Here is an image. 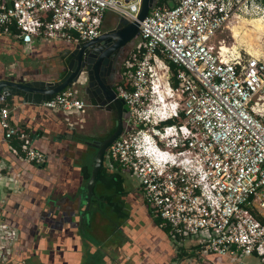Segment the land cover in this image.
<instances>
[{
  "label": "built area",
  "instance_id": "1",
  "mask_svg": "<svg viewBox=\"0 0 264 264\" xmlns=\"http://www.w3.org/2000/svg\"><path fill=\"white\" fill-rule=\"evenodd\" d=\"M139 6L140 0H0V33L27 45L35 38L78 43L105 31L108 10L133 20ZM249 16L264 19V0H156L116 89L129 115L106 155L109 168L139 179L145 205L175 243L195 241L197 250L229 264H264V58L217 39ZM42 104L68 114L85 108L73 87ZM8 117L1 96L5 139L21 140L25 161L45 164L46 153ZM132 118L172 122L151 134L134 132ZM4 229L9 258L16 234Z\"/></svg>",
  "mask_w": 264,
  "mask_h": 264
},
{
  "label": "crops",
  "instance_id": "2",
  "mask_svg": "<svg viewBox=\"0 0 264 264\" xmlns=\"http://www.w3.org/2000/svg\"><path fill=\"white\" fill-rule=\"evenodd\" d=\"M73 44L35 38L27 45L0 33V78L53 79V64ZM6 104L9 122L26 130L47 160L36 165L22 159L21 140L5 139L0 123V230L9 226L16 234L11 258L3 256L0 240V264H229L215 253L200 252L192 240L179 249L142 195L135 200L139 185L114 167L109 170L120 173L124 190L113 200L124 204L129 215L119 218L109 203L100 208L93 197L89 217L81 223L79 212L86 207L85 200L80 203L86 185L83 166L91 165L92 171L94 150L79 148L84 144L71 130L72 114L19 97L7 98ZM112 192L101 182L95 186L97 195Z\"/></svg>",
  "mask_w": 264,
  "mask_h": 264
},
{
  "label": "water",
  "instance_id": "3",
  "mask_svg": "<svg viewBox=\"0 0 264 264\" xmlns=\"http://www.w3.org/2000/svg\"><path fill=\"white\" fill-rule=\"evenodd\" d=\"M128 1V0H127ZM156 0H140V6L136 17L133 20L121 16L118 24L108 30H105L99 36L73 44L67 48L53 64L51 70L57 77L53 79H11L0 78V97L5 99L9 97H19L25 103L42 104L53 95L63 91L68 87H73L76 83L84 84L88 78L89 87L94 86V76L97 74L98 65L101 57L104 55H115L127 43L133 40L139 34L140 22L145 19L150 9L154 6ZM99 54V59L92 68L91 59L88 61V55ZM86 77L82 80L83 75ZM96 99H91V104L97 107H105L106 110H115L120 112L119 125L117 129L104 138L102 141H96L98 145L97 152L93 155L92 171L85 185V191L80 196V203L86 201V207L80 211V221L84 222L88 218V212L92 198L95 196V186L100 178L102 169L106 165V155L111 144L122 134L123 118L122 113L127 112L129 107L124 104L117 92L111 88H96Z\"/></svg>",
  "mask_w": 264,
  "mask_h": 264
},
{
  "label": "rangeland",
  "instance_id": "4",
  "mask_svg": "<svg viewBox=\"0 0 264 264\" xmlns=\"http://www.w3.org/2000/svg\"><path fill=\"white\" fill-rule=\"evenodd\" d=\"M106 19L104 21V29L108 30L113 27H115L120 19V15L115 13L112 10H108L106 12ZM261 18V16H255V17H247L243 18V20H240L238 23L233 26L239 30V36L237 38L233 37V34L231 32V29H225L222 30L217 34V39L225 38L226 43L229 45L234 46L235 48H238L241 50L243 54L247 55V52H251L252 54H259L261 57L264 58V35L261 32H256L255 30L251 29L248 26H243L242 21L244 19L252 20L256 18ZM245 20V21H246ZM261 21L264 23V19L261 18ZM248 37V38H247ZM251 40V41H250ZM139 42V36H136L133 40H131L129 43H127L122 48V55L124 56L123 61L132 54L135 46ZM251 45V46H250ZM86 77V73L83 75L82 80H84ZM121 79V77H120ZM119 79V80H120ZM73 88L76 90L78 96L84 100H86V96L83 93V85L80 83H76ZM261 102L264 103V91L261 94ZM75 114V115H73ZM72 122L70 124L71 130L75 132L78 136H85L86 138L90 139H98L102 135H104L112 126V116L109 113V111H103L98 110L94 107H88L86 111L78 113V112H72L71 116ZM264 119V116H263ZM82 139V138H81ZM81 146V145H80ZM79 148H87L86 145H82ZM95 151V150H94ZM106 162H108V159H106ZM132 182L134 185L138 186L140 184L139 179H137L135 176H131ZM134 198L135 200L141 201V192L139 188L134 191ZM127 197V196H126ZM136 202V201H135ZM118 223H121L122 220H117ZM1 231L7 232L6 229L1 228L0 235H3ZM179 246H181L182 242H176ZM13 257V254H10L11 258Z\"/></svg>",
  "mask_w": 264,
  "mask_h": 264
},
{
  "label": "flooded vegetation",
  "instance_id": "5",
  "mask_svg": "<svg viewBox=\"0 0 264 264\" xmlns=\"http://www.w3.org/2000/svg\"><path fill=\"white\" fill-rule=\"evenodd\" d=\"M89 59H91V64L93 65L92 68L94 67V64L97 62V60L99 59V54L97 55H88V61H90ZM124 56L122 55V49H120V51H118L117 54L112 55V53H110L109 55H104L101 57V62L98 65V71L97 74L94 76V86L89 87L88 84V78L86 79V82L83 84V93L86 96V100H85V108L84 111L87 110L88 107H94L98 110H103V111H108L105 109V107H97L96 105H92L91 104V99H96L97 100V96L98 94H96V88H111L116 90L117 86L119 85L122 77H123V72L125 69V64L127 59L125 60V62L123 61ZM121 77V79H120ZM120 79V80H119ZM109 113L112 116V126L111 128L104 134L102 135L100 138L98 139H88V138H84L85 136H79L81 137L83 140H81L80 142L85 144L87 147H91L93 148L94 154L97 152L98 150V145L96 143V141H102L104 138L108 137L110 134H112L118 127L119 125V115L120 112L115 111V110H111L109 111ZM129 115V110L127 112H123L122 113V118H123V130L125 127V122L126 119ZM132 121L135 123V125L133 126V131L136 132L139 129H144L149 131L151 134L154 133V130L157 129H162L166 124L172 122V120H168V121H162L160 123H155L153 119H148L145 121H139L136 120L135 118H132ZM122 130V132H123ZM105 166H108L107 164Z\"/></svg>",
  "mask_w": 264,
  "mask_h": 264
},
{
  "label": "trees",
  "instance_id": "6",
  "mask_svg": "<svg viewBox=\"0 0 264 264\" xmlns=\"http://www.w3.org/2000/svg\"><path fill=\"white\" fill-rule=\"evenodd\" d=\"M106 17L107 16L105 15L104 21H105ZM103 29H104V23H103ZM16 31L17 30L15 28H13L12 33H15ZM134 51L136 52L135 49L133 50V52ZM133 52H132V54H133ZM129 57H131V55ZM171 66H172V69L175 71L177 66L173 63L171 64ZM76 137L79 140L81 139V137H79L78 135H76ZM84 138H86V137H84ZM88 139H90V138H88ZM81 140H83V139H81ZM83 169H84L83 179L86 180V182H87V180L89 179V177L91 175V165H84ZM109 169L110 168L108 166H105L102 169V172H101V175H100L98 182L103 183V185L105 186V188L107 190H110L113 192L110 194L109 193H105V194L103 193L100 195H97L95 193L96 195L94 196L93 200L94 201H100V202H98V207H100V208L104 205V203H109L111 205L113 211H115L117 213V216L119 218L127 217L129 215V212H128V210L125 209L124 204H122L120 201L118 203V202L113 200V198L115 197L116 194L123 192V190H124L123 180H122L119 172L112 171ZM161 221H162L161 218H158V217L156 218L157 223H160ZM184 254H185V252L183 253V251H182L181 256H183Z\"/></svg>",
  "mask_w": 264,
  "mask_h": 264
},
{
  "label": "bare ground",
  "instance_id": "7",
  "mask_svg": "<svg viewBox=\"0 0 264 264\" xmlns=\"http://www.w3.org/2000/svg\"><path fill=\"white\" fill-rule=\"evenodd\" d=\"M245 20L246 19H244V21H242L243 22L242 23L243 26H248L251 29L255 30L256 32H261L264 35V23L261 21V18L257 17L256 19L254 18V19L248 20V21L247 20L245 21ZM235 26H237V25H235ZM231 32H232L234 38H237L240 35L239 34V30L237 28H235V27H231Z\"/></svg>",
  "mask_w": 264,
  "mask_h": 264
}]
</instances>
